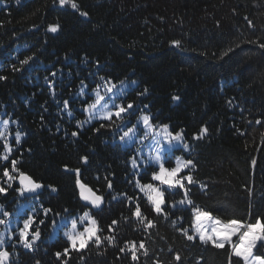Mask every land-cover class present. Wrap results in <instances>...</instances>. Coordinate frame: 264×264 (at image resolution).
I'll list each match as a JSON object with an SVG mask.
<instances>
[{
    "label": "trees",
    "instance_id": "obj_1",
    "mask_svg": "<svg viewBox=\"0 0 264 264\" xmlns=\"http://www.w3.org/2000/svg\"><path fill=\"white\" fill-rule=\"evenodd\" d=\"M262 45L264 0H71L63 6L59 0H0V155H9L5 142L12 149L0 160V187L7 190L0 194L5 264H229V246L189 241L181 229L192 234L197 206L224 222H264ZM109 80L113 93L103 87ZM97 86L108 109H93L92 119L84 109L94 103ZM130 103L123 119L99 118ZM143 115L157 130H183V141L165 152V166L174 167L177 157L193 161L195 182H185L193 206L171 207L184 191L165 189L166 216L157 214L137 186L158 183L151 177L159 166L147 163L157 145L152 138L124 143L120 137L137 125L139 141ZM12 160L43 185L38 196H21L3 176ZM77 169L81 182L103 198L97 211L80 202ZM137 205L153 227L133 215ZM46 208L52 210L47 215ZM85 212L97 221L101 243L76 251L65 233L73 220L76 231L83 230ZM29 215L35 223L27 239L40 233L31 250L19 236ZM254 253L264 258V247Z\"/></svg>",
    "mask_w": 264,
    "mask_h": 264
},
{
    "label": "snow or ice",
    "instance_id": "obj_2",
    "mask_svg": "<svg viewBox=\"0 0 264 264\" xmlns=\"http://www.w3.org/2000/svg\"><path fill=\"white\" fill-rule=\"evenodd\" d=\"M71 0H59L61 6L66 3H70ZM73 9L77 8L75 3H71ZM80 15L86 16L87 13L81 12ZM251 24V22H249ZM58 26H50L49 31L56 32ZM176 45H179V41L173 42ZM264 47V45H262ZM27 63V61H24ZM0 79H3L0 77ZM104 89L106 93H113V89L116 87L112 81H107L104 84ZM147 91V90H145ZM95 92V101L94 103L89 104L84 111L88 112L90 118L95 119L96 113H93V109L104 110L108 109V103L105 102V96L100 94L99 86L94 90ZM174 100L178 99V97H173ZM69 106L68 102L65 101V108ZM115 112L105 111L102 116L99 118L110 120L113 116L118 119H123V114L128 113L130 109L134 106L133 104H128L126 107L122 105H114ZM147 107V105H145ZM70 114V113H69ZM140 121L143 124L144 134L140 137L139 141H136V135L139 131L137 125H133L132 127H128L126 131H124L123 135L120 137L121 142L130 143V142H143L149 138L154 139L157 147L154 148V154L149 157L147 163L156 164L159 166L158 171L152 172V181L158 182L157 184L148 183V184H140L137 181V186L140 188L141 192L144 193L147 201L152 207V210L157 214H164L166 216L165 210L162 206L165 205V189H180L184 191V198L174 202L171 207L175 208L177 205L187 204L188 206H193V201L188 197V188L187 184L194 183L193 176L190 174V170L195 167L193 161L190 159H182L180 157L176 158V164L174 167H166V157L165 152L171 151L175 144H178L183 141V130L179 132H171L169 131L168 125H162L159 130L156 129V126L152 122V118L149 115H143L140 117ZM8 121L5 120L3 122L4 129L6 130L8 127ZM259 123V121H257ZM79 127V123H78ZM104 127V125H101ZM206 129H201V134L205 133ZM73 136H76L77 133L73 132ZM0 136H4V132H0ZM194 138L199 139L200 136H196ZM163 141V144H161ZM16 142H20V135L17 134ZM164 145H167V149L164 148ZM183 147L187 150L188 145L184 144ZM5 152L9 155L12 152L11 147L7 142L4 144ZM9 155H0V160L7 161L9 159ZM85 162H87V157L82 158ZM17 161H11V169L5 167L3 169V176L7 178L9 181L18 182L19 188L17 191L21 196H24L25 193H35L37 190L43 187L42 184L33 180L32 177L20 171L17 168ZM132 167L136 168L137 164L135 159L132 161ZM188 169L189 172L185 173V170ZM15 173L16 175H13ZM77 180L76 185L79 190V198L84 201L86 204L92 205L94 208H99L103 203V198L100 195H97L95 191H93L89 186L85 185L79 179L80 170H76ZM184 173V174H182ZM11 187V184H9ZM51 187V186H50ZM109 188L112 187L111 183L108 185ZM52 191H56L54 187L51 188ZM6 189L0 187V194H6ZM51 209H44L45 215H47ZM67 211V210H65ZM4 216H8L9 213L6 211L3 213ZM58 215V214H57ZM133 215L139 220L141 224H143L146 228L153 227V221L144 216L141 212L140 205L136 206L135 212ZM167 218V217H166ZM180 219H183L180 217ZM80 221H87V225L84 226L82 231H76L77 229V221H72L71 230L66 232L65 235L67 239L70 241L71 247L76 251L80 249H84L88 246L90 242H94L97 246L101 243L100 237L97 235L99 228L97 225V221L88 213L85 212L83 216L80 217ZM5 221L0 219V224H4ZM35 223L33 217L31 215L24 221V227L20 230L19 236L20 241L25 248L31 250L34 242L39 238V231H35L31 233L32 239L29 241L27 236L29 234L30 227ZM40 223H44V221H40ZM118 222L113 220L112 224L115 225ZM173 223H175L173 221ZM53 226H56V222L53 221ZM111 231V226L109 227ZM192 234H189L188 229H181L182 234L186 237L187 240L192 241L194 237L198 236L200 242L202 244H211L216 249H224L225 246H229L231 251L229 255V264H234L232 257H236L238 260L242 261L243 264H264V258L257 256L254 254V250L259 249V247H264V222L261 221L260 218H257L255 223H244L238 220H230L227 222L221 221L220 219L214 218L209 212L200 209L198 206L193 207V217L191 223ZM233 237L237 239L234 241ZM105 240H108L111 243V238L105 236ZM131 247L129 251L132 254V259L136 260V246L135 242H130ZM127 246V245H126ZM140 249H144V244L141 243L139 245ZM124 251V249H121ZM67 253V249L65 250ZM57 257H60V253L56 254ZM144 255H147V251H144ZM9 256L8 252H0V264H5ZM176 260H179L180 257L177 255L175 257Z\"/></svg>",
    "mask_w": 264,
    "mask_h": 264
},
{
    "label": "water",
    "instance_id": "obj_3",
    "mask_svg": "<svg viewBox=\"0 0 264 264\" xmlns=\"http://www.w3.org/2000/svg\"><path fill=\"white\" fill-rule=\"evenodd\" d=\"M15 185L19 188L18 182H15ZM40 190L41 189L37 190V192H35V193H25V195H26V197H29V198L35 197V196H38L40 194ZM77 190H78V187H77ZM78 193H79V190H78ZM80 202H81V204H82L83 207L88 208V209H90L92 211H97L102 206V204H101L99 208H94V207H92V205L86 204L82 200H80Z\"/></svg>",
    "mask_w": 264,
    "mask_h": 264
},
{
    "label": "rangeland",
    "instance_id": "obj_4",
    "mask_svg": "<svg viewBox=\"0 0 264 264\" xmlns=\"http://www.w3.org/2000/svg\"><path fill=\"white\" fill-rule=\"evenodd\" d=\"M198 238V236H196ZM199 239V238H198ZM237 238L236 237H233V240L235 241ZM230 248V247H229ZM231 251V249H230ZM255 251V250H254ZM255 254V253H254ZM256 255V254H255ZM258 256V255H257Z\"/></svg>",
    "mask_w": 264,
    "mask_h": 264
}]
</instances>
